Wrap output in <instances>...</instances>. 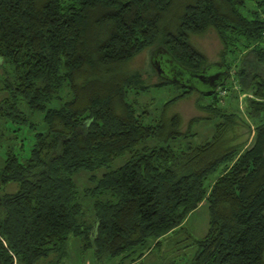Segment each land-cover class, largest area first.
<instances>
[{
	"label": "trees",
	"instance_id": "1",
	"mask_svg": "<svg viewBox=\"0 0 264 264\" xmlns=\"http://www.w3.org/2000/svg\"><path fill=\"white\" fill-rule=\"evenodd\" d=\"M262 14L264 0H0V191L18 185L0 194V264H58L71 238L121 264L178 233L177 246L193 250L188 264H264ZM208 30L222 46L218 89L253 92L246 120L217 92L200 93L213 129L198 144V119L181 132L179 115L167 114L193 90L174 85L180 93L149 111L137 98L169 82L151 69L160 82L149 85L123 67L153 48L203 70L210 63L189 37ZM81 171L93 187L83 192L91 220L74 184ZM200 203L206 230L193 239L184 223Z\"/></svg>",
	"mask_w": 264,
	"mask_h": 264
},
{
	"label": "rangeland",
	"instance_id": "2",
	"mask_svg": "<svg viewBox=\"0 0 264 264\" xmlns=\"http://www.w3.org/2000/svg\"><path fill=\"white\" fill-rule=\"evenodd\" d=\"M263 18H264V14ZM190 45L202 55L205 56L208 63H218L220 59V52L222 51V46L219 44L218 39L216 37L215 32L208 30L202 35H191L189 37ZM153 48H147L145 51L141 52L134 59L127 64L124 65L123 69L127 71H138L141 75L143 81L149 85H155L160 82V80L156 77L153 70H151L150 65V54ZM241 56V55H239ZM238 56V57H239ZM235 59L232 55H226V60L224 61L227 64L229 61ZM236 61V60H235ZM263 67V68H261ZM262 73H264V66H261ZM3 70L0 67V80L2 79ZM170 76V75H169ZM165 81H168L169 84L163 86L162 89H158V91L151 90L148 92L146 96L138 97L137 102L139 105H147L149 111H153L155 107H158L159 104L165 102L166 100L170 99L173 94H179L180 91H176L174 85L181 86L182 82H176L170 80V77L164 78ZM231 82V78L227 80ZM219 86H216L214 89L215 92L219 94L220 97L223 96L222 106L228 111H232L241 117L243 120H246V114L244 112L245 109V99L250 98L252 96L253 88L247 91H241L239 94L234 93L232 94L231 91L222 92L218 89ZM229 94V98L227 99L224 94ZM200 93L198 91H192L189 94H186L181 100L175 102L171 105L168 109L167 114L171 115L172 113L178 114L181 119V128L180 131L183 132L186 129V124L189 120H194V118L198 119L197 123L194 124V127L191 131L195 134L194 142L202 143L207 141L212 134L213 124L209 121H204L207 116V113H204L202 110L198 108V104L204 106L207 102L206 100H200L199 97ZM4 94L0 93V100L3 98ZM233 96V97H232ZM43 114L39 113L38 117H42ZM146 123H148L147 119H144ZM246 130L241 129L238 130L239 135L241 134V140H246V147H249L252 135L248 136L245 135ZM171 147L175 148L178 147L177 142H171ZM1 151V149H0ZM1 157H4L3 152L0 154V161ZM127 158V157H124ZM124 158L119 157L112 162V166L110 167L111 170L116 169V167L121 166L124 162ZM107 170L106 168L98 170L93 173L95 178H99L101 174ZM87 172L81 171L74 175V184L76 188H78L79 199L82 205V211H84V217L88 220L92 219L91 212L89 210V200L84 197L83 192L85 189H91L92 184L89 181V174ZM18 185L11 183L7 186L5 191H0L1 193L7 192H14L17 190ZM187 222L185 224L188 232L191 233L193 239L199 238L204 231L206 230V223H207V205L205 203H200L199 207L196 211H194L191 215L187 217ZM181 239H185L184 233H178L175 236L167 237L164 241V247L162 246L161 250H151L145 252L143 257L139 260L140 263L135 261L131 262H121V264H188L189 260L193 254V250L187 245V242L183 241L184 243L181 246H177ZM163 241V240H162ZM175 247L173 250L169 251V248ZM54 256L49 257L45 262H51L54 260ZM155 258V263H153V259ZM44 262V263H45ZM53 264V263H49ZM58 264H119V259H108L105 258L95 260V257L92 256L91 250H86L82 252L80 249V244L78 241L73 240L72 238L68 241L67 245V255L59 261Z\"/></svg>",
	"mask_w": 264,
	"mask_h": 264
},
{
	"label": "water",
	"instance_id": "3",
	"mask_svg": "<svg viewBox=\"0 0 264 264\" xmlns=\"http://www.w3.org/2000/svg\"><path fill=\"white\" fill-rule=\"evenodd\" d=\"M157 55L154 51L150 54V65L154 69L157 76L164 79L167 76L170 80L182 82V86L190 88L199 93L205 91L215 92L216 86H220L225 80V71L218 65L209 64L200 71H188L179 66L173 59L166 55L165 51L157 50ZM170 75V76H169ZM264 161V149L262 152ZM264 216V211H263ZM262 261L264 263V251L262 253Z\"/></svg>",
	"mask_w": 264,
	"mask_h": 264
},
{
	"label": "crops",
	"instance_id": "4",
	"mask_svg": "<svg viewBox=\"0 0 264 264\" xmlns=\"http://www.w3.org/2000/svg\"><path fill=\"white\" fill-rule=\"evenodd\" d=\"M186 222H187V221H186ZM186 222H185L184 224H186ZM141 260H142V259H141ZM141 260H137V262L140 263ZM154 261H155V258L153 259V263H155Z\"/></svg>",
	"mask_w": 264,
	"mask_h": 264
}]
</instances>
